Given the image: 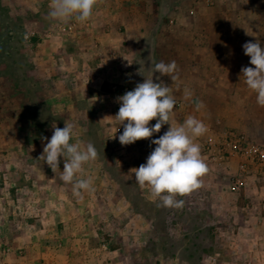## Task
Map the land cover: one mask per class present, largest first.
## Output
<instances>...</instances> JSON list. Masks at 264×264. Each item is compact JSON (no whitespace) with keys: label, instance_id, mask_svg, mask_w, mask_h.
<instances>
[{"label":"rangeland","instance_id":"obj_1","mask_svg":"<svg viewBox=\"0 0 264 264\" xmlns=\"http://www.w3.org/2000/svg\"><path fill=\"white\" fill-rule=\"evenodd\" d=\"M102 2L96 0L95 6ZM141 3L151 10L150 23H156L159 2ZM163 3L185 17L205 14L202 19L208 24H214L215 9L223 7L229 15L223 18L217 13V23L237 27L235 33L224 34L226 39L264 42V0ZM49 5L50 0H0V264H21L18 256L30 250L45 254L22 259L26 264H39L38 259L40 264H264V223H260L264 206L243 209L252 201L229 189L233 165L224 171L207 164L200 187L176 197L184 202L180 208L160 206L149 188L139 186L133 168L146 162L155 147L151 140L169 125L150 138L121 145L123 125L114 116L120 105L117 98L150 79L147 60L141 56L137 66L143 80L130 87L120 78L122 65L115 67L117 77L111 80L101 77L105 65L99 67L101 76L90 78L77 48L69 47L71 36L85 23L76 21L72 32L62 31V24L73 20L51 19ZM172 19L163 16L160 24L167 27L175 23ZM162 32L150 33L149 40L190 39ZM61 44L67 47L59 55L55 48ZM231 100L241 106L227 107L223 127L264 145V107L256 96ZM232 113L238 124L230 122ZM174 118L172 114L171 124ZM65 123L74 125L70 143L91 142L98 153L76 176L92 180V191L83 192L82 198L74 196L72 184L60 179L63 157L55 171L39 158L47 143L42 138L50 139L54 126L63 128ZM155 123L153 119L148 126ZM12 205L18 208L13 223L7 221L12 219ZM36 213L44 215L42 222L36 221ZM5 249L17 253L14 262H4Z\"/></svg>","mask_w":264,"mask_h":264},{"label":"crops","instance_id":"obj_2","mask_svg":"<svg viewBox=\"0 0 264 264\" xmlns=\"http://www.w3.org/2000/svg\"><path fill=\"white\" fill-rule=\"evenodd\" d=\"M142 1L144 3L147 0H103L100 5L94 6L89 23L76 32H80L79 35L77 36L75 33L74 37L71 36L70 44L72 45L69 47L77 48L76 54H78L82 69L86 66V74L90 78L101 76L99 67L105 65L107 71L102 73L101 77L111 80L114 76L117 77L115 67L122 65L125 70L121 72L120 78L128 87L132 86L136 80L139 82L143 80L142 70L137 66L141 63V56H144L150 67V79L168 86L171 90L170 94L176 101L173 122L175 124L183 123L191 115L202 120L206 125L208 131L203 136L196 138L195 141L200 145L202 140L225 129L223 123L228 122V119L223 120V113L228 112V106L236 104L231 98L256 96L253 91L247 88L243 77H241L243 67H255L250 64V57L244 54L242 47L249 41L226 39L224 34L235 33L237 27H226L224 21L217 23V13L221 14L223 18L229 15L228 11L224 12L223 7L215 9L214 24H208V22L204 23L202 19L205 14L185 17V13L181 11L171 8L167 10L163 5L164 0H157L159 2L158 10L154 11L155 17L157 16L156 23H150L151 10L147 9L148 7L144 9ZM213 12L214 10L211 14ZM163 16L173 18L175 23L169 24L167 27L162 23L161 25L160 20ZM243 27L246 30L248 26ZM228 28L231 31L227 30ZM162 31L175 35V39L186 37H190V39L186 41L149 40L150 33L162 34ZM261 46L264 47V42H261ZM62 47L66 48L67 46H62V44L57 46L55 53L59 55L65 53ZM161 61L165 63L175 61V80H171L167 75L160 76L158 72H153L155 63ZM59 64L58 70L61 71V63ZM84 83L85 85L89 84ZM186 90L191 92L189 98H185ZM88 93L90 95L87 88ZM197 105L202 106L197 109ZM240 106L239 104L235 105V109L239 110ZM233 114L229 116L230 122L238 124L236 119L239 118V114H237V118H234ZM241 121L246 122V120ZM241 129L248 132L245 126H242ZM258 186L254 174H251L248 197L251 199L255 211L260 209V203H264V190L259 191ZM16 209L18 208L14 205L11 206L12 219L7 220L8 222L16 221ZM34 212L35 210L31 214L34 215ZM37 215L39 219L36 221L42 222L44 215L36 213ZM260 223H264V219H260ZM262 237L264 238V236ZM29 253L20 257L16 252L10 253L5 249L1 257L6 254L2 258L7 263L10 260L14 262V257L18 256L17 262L26 264L21 260L25 258L28 260L33 256L39 258L40 255L45 254L41 250L36 252L30 250ZM38 262L40 264L39 259Z\"/></svg>","mask_w":264,"mask_h":264},{"label":"clouds","instance_id":"obj_3","mask_svg":"<svg viewBox=\"0 0 264 264\" xmlns=\"http://www.w3.org/2000/svg\"><path fill=\"white\" fill-rule=\"evenodd\" d=\"M95 4L96 0H50L48 16L60 22L75 20L85 23L93 14ZM242 47L244 54L250 57V64L255 67H243L241 77L247 88L256 94L257 104L264 107V47L260 40L246 42ZM175 70V61H161L153 67L154 73L167 75L171 80L176 79ZM170 91L161 82L145 78L133 90L117 98L120 106L114 118L123 125V132L118 137L121 145L150 138L160 132L163 125H169L163 135L151 140L154 149L146 162L133 168V172L135 181L141 188H149L152 196L160 200V206L180 208L184 202L176 197L199 188L200 178L208 171L201 147L195 142L208 129L202 120L191 115L183 123L171 124L169 121L176 101ZM190 96L191 92L186 90L185 98ZM201 106L197 105V109ZM153 119H156V123L148 126ZM73 130L74 125L71 123H65L63 128L54 126L51 138H42L47 143L39 158L55 171L59 168V158L63 157L60 179L66 184H72L74 196L82 198L83 192L92 191V180L76 179V176L85 163L96 159L98 153L91 142L86 146L70 143Z\"/></svg>","mask_w":264,"mask_h":264},{"label":"built area","instance_id":"obj_4","mask_svg":"<svg viewBox=\"0 0 264 264\" xmlns=\"http://www.w3.org/2000/svg\"><path fill=\"white\" fill-rule=\"evenodd\" d=\"M87 23L85 22V24ZM60 28L62 31L70 33L76 28V21L62 24ZM200 147L206 164L224 171H227L229 166L235 165L230 174L229 183V189L233 193L249 198L251 174H254L255 180L258 182V190H264V145L254 143L246 133L223 129L205 139ZM251 208H253L252 204L248 203L243 209Z\"/></svg>","mask_w":264,"mask_h":264}]
</instances>
